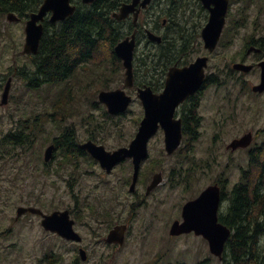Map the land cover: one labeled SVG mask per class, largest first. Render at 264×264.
<instances>
[{
    "label": "rangeland",
    "instance_id": "374dc122",
    "mask_svg": "<svg viewBox=\"0 0 264 264\" xmlns=\"http://www.w3.org/2000/svg\"><path fill=\"white\" fill-rule=\"evenodd\" d=\"M247 1L232 0L230 4L227 25L231 35L224 43L219 44L210 69H216V74L221 76L222 82L212 86L205 97L207 112H212L215 106V121L212 116L205 118L207 120H204L202 130L206 135L198 140L197 146L201 149L199 148V154L195 153L199 156L203 152L202 149L208 147L213 129L220 132L214 146L222 166L228 161L231 163L228 191L240 181L241 168L249 167V148L264 143V93L254 95L251 91V86L259 83V69L256 67L249 73L230 69L233 62L239 60L238 53L246 39L248 41L254 37L255 40L264 37V0H254L250 8H246ZM242 14L246 17L240 18ZM204 18L202 11L187 7L182 23H194ZM243 19H246V24L237 28V20ZM25 23L23 20L10 22L6 15L2 19L0 79L2 78L3 84L0 101L8 77L14 73L16 67L29 61V58L22 54L26 37ZM145 45V42H142L140 49ZM263 59L264 52H252L247 62L254 63ZM108 73L104 65L87 62L80 66L69 80L60 85H44L35 91L30 90L26 82L15 74L10 102L4 106L0 105V137L10 130L21 131L23 121L28 130L35 132L37 137L34 146L26 152L23 147L0 149V229L10 226L15 228V236L10 238L8 243L11 245L13 242H20L19 252L22 257L19 264H44L40 260L46 257L50 250L62 256V260L58 259L59 264H74L77 245L45 231L41 218L37 215L26 214L16 223L14 218L20 205L37 206L47 213L55 209L73 208L76 214H80L81 218L78 217L76 226L84 237L83 244L88 249L89 259L86 262L79 260L78 264H109L111 260L112 264H155L156 260L175 264H196L205 260L206 264H221L220 259L210 252L209 244L203 237L195 234L173 237L169 234L173 220L178 217L180 219L182 199H185L180 187L179 190L171 187L170 180L167 182L168 192L162 195L158 193L147 202V206L140 209L136 227L131 232L126 246L117 251L116 256L111 259L112 249L104 241L106 229L100 225V220L92 215L95 210L109 208L114 210V216L118 220L126 218L133 198L129 195L124 180L111 176L107 184L101 183L98 168L84 164L78 171V174L83 175L78 177L71 191L68 182L71 179L70 168L67 165L62 167L59 158L45 163V148L66 127L78 130L80 139L86 137L88 130L102 127L101 137L108 147L127 144L135 135L139 125L137 120L143 115V107L139 101H134L123 115L113 117L103 114L106 111L104 105L103 109H99V106L93 104V101L99 102L100 90L115 89L124 83V70L109 80ZM243 81H246L247 85H241ZM66 97V106L63 110L57 109L54 106L56 102ZM215 101H221V104L216 105ZM62 117L63 121H60ZM222 130L226 132L223 133ZM250 130L255 134L252 145L247 150L228 154L226 146L234 138L241 137ZM161 145L163 138L158 136L153 143L154 152ZM220 150L224 156L220 155ZM179 159V155L168 158L169 171L179 163ZM127 168L129 169L126 165L122 169L126 171ZM93 170L97 172L94 173ZM88 171L92 172L87 174ZM207 180H203L201 184ZM112 185L116 187L115 198L109 191ZM192 193L193 191L188 192L186 196ZM161 197L164 198L163 201L159 200ZM161 205L166 207L160 210ZM152 210H155L154 214H150ZM160 224L161 227H158ZM8 249H11V246ZM15 257L14 253L8 254L9 259Z\"/></svg>",
    "mask_w": 264,
    "mask_h": 264
},
{
    "label": "flooded vegetation",
    "instance_id": "af4514ba",
    "mask_svg": "<svg viewBox=\"0 0 264 264\" xmlns=\"http://www.w3.org/2000/svg\"><path fill=\"white\" fill-rule=\"evenodd\" d=\"M192 4L194 7L200 8L199 2H195V0H181L180 6L187 5L188 7ZM156 6L168 7V0H153L146 8H142L139 14V22L140 20H143V16L145 15L146 10H152V8ZM202 12L204 14H208V10L206 8H203ZM133 17H134V12H132L127 18L123 20L133 22ZM148 20L150 23L149 24L146 23L143 26V32L145 34L141 33L139 28V23L137 25L133 23L134 25L133 31L135 30V28L137 29L138 46L139 45L141 46L142 42H145L146 46L156 47L155 46L156 44L160 47V49L156 50L153 48V50L146 51L144 52L145 54H147L145 56L144 55L140 56L139 55L140 52H137L133 60L134 84L130 87H124V83H123L121 87H118V88H124L126 93L132 97V104L134 101L137 100L141 103V106L143 107V115L141 116V118L137 120V122H139L138 128L140 126L141 120L143 119L146 113L142 100L139 97L140 90H144L148 87L152 90L154 94H162L166 91L168 87L170 71L172 70V68L188 66L194 61H196L198 57L201 56H206L209 58L208 68L206 69V79L202 84L203 86L199 88L195 93L188 95V97L183 101H178L177 104L175 105L171 119L173 122V126L176 127L179 122V124H181V130H182V139L178 148L173 153L168 152L166 146V129L162 126L161 123H159V128L157 129L155 134L150 137L148 141L146 156H144L140 160V166L137 173V180L133 188L132 185L134 183L135 173H136L134 156H127L122 161H119L115 165H113L111 170L108 171L107 168H105L102 165L100 159L96 158L89 150L83 148L82 145L84 143L91 141L96 145L104 146L107 151L113 152L122 147H129L131 142L135 139L137 135L138 128L135 135L130 139V141L127 144H120L117 147H108L105 144V141L101 137V134L103 133V130H101L102 127L100 129L96 128V129L88 130L87 135L84 139L79 138L80 136L78 130L74 129L73 127H66L64 130H61L59 132V135L56 136L52 140V142L48 144L47 147L45 148L46 151V149L50 145H54L52 159L59 158L61 159L60 165L62 167L67 165V167L70 168L71 171L69 174L71 176V179L68 182L70 184L69 186L71 191L74 188V184H76V182L78 181V177L80 175L81 176L83 175V173L78 174V171L82 169V166L84 164L87 166L98 168L99 170L98 174L100 176L101 183L107 184L108 179L111 176H116L119 179L120 178L123 179L124 184L127 185L129 195L133 198V201L129 205L131 209L127 213L126 218L124 220H118V218L114 216V210L111 211V209L109 208L101 209L98 211L95 210L93 211V215H92V217L99 219L100 225L104 226V228L106 229L107 235L104 237V241L107 244V246L112 249V252L110 253L111 259H113L116 256L117 251L123 249L126 246V243L128 242L131 232H133V230L136 227L135 223L138 219V216L141 213L140 209L147 206V202L151 198L155 197L158 193L162 195L163 193L168 192L167 191L168 180H170L171 187L175 188V190H179L180 187L182 194L185 197V199H182L183 203L180 211V219L178 217L174 220L178 219L180 221H183L184 205L188 201L198 198L202 194V192L206 190L209 186L219 187L220 190V204L218 208L219 222L224 225H227V223L222 221V216L225 215L226 217H230V211H231L230 210L231 195H232L233 187L230 189V191H228V187L230 185V180H231V170H230L231 163L230 161H228L222 166L221 160L218 158L216 154V147L214 146V143L216 142V138L220 135V132H216V129L215 130L213 129L212 140H210V143H208L207 145L208 147L202 149L203 152L201 155L199 156L195 155V153L199 154L198 153L199 148L201 149V147L198 148L197 146V143L199 142L198 140L206 135L204 130H202L204 126V120L205 121L207 120L205 118L212 116V119L215 121L216 114L215 116L213 115L215 106L212 112H207L206 111L207 101H205V97L211 91L212 86L217 84L215 83L214 80L215 79L221 80V76L218 77V75L216 74V69L210 71V69H212L211 64H212L213 55L217 49L213 52H209L208 49L205 48L204 41L201 36V31L199 35L197 33H192L189 31H187L184 34H179L180 32L174 31L175 25L172 24L171 22L172 19L168 17L166 14H163V17H161L160 19L161 21L158 23H154L151 16L148 17ZM191 24L192 23H186L185 24L186 28H189ZM177 30L180 29L178 28ZM148 31L155 32L156 34L161 36L162 41L159 43L155 41L154 42L151 41L150 38H147L149 37L147 36ZM139 33L141 35V39L139 38ZM252 52L255 53L264 52V37H259V39L257 40H255L254 37L252 41L250 40L247 41L246 39L241 47V50L238 53V57H240L238 58L239 59L238 61L249 63L247 62V60L249 54ZM186 57L188 58V60L186 59ZM260 61L261 60H256L254 63L251 64L254 65V68L258 67L261 76V68L259 66ZM245 82L246 81H243L241 85L243 86L247 85V83ZM251 91H252V86H251ZM252 92L254 95L256 94L261 95L264 93V92L256 93L254 91ZM166 102L168 104H171L174 103L175 101H166ZM93 104L95 106H99L98 107L99 109L100 108L103 109V105H104L103 103L98 101H93ZM215 104L220 105L221 101H215ZM54 106L57 109L63 110V108L66 106V101H64V103H61L58 106L56 104ZM209 108L210 107H208V109ZM166 113L169 114L168 109L166 110ZM103 114H109L112 115L111 117H113V116L123 115L124 113L111 114L108 112L106 108V111ZM60 121H63V117L60 119ZM222 132L225 133L226 131L222 130ZM253 135L255 137L254 132ZM158 136H161L163 138V145H161L154 152L153 143L155 141V138H157ZM64 139L67 140V143L64 142L65 141ZM248 148H238L236 150H232L228 148V145L226 146V150L228 154L230 152H236L239 150H245V149L247 150ZM174 155H179L180 161L175 165V167H173L169 171L168 158ZM220 155L224 156L222 150H220ZM126 165L129 167V169L127 168V170L124 171V169L122 168ZM219 169H221V171H219ZM89 172L92 171H88L87 174H89ZM93 172L96 173L97 171L93 170ZM157 179H159V183L153 188L149 189V186L152 184V182ZM206 179L208 180L203 184H201V182ZM109 191L114 194L113 197L115 198V192H116L115 185L110 186ZM191 191H193V193L190 196H186V194ZM159 200L163 201L164 198L161 197ZM163 205H161L160 210L166 207V206L163 207ZM20 206H18V208ZM18 208H17V216L14 218V221L16 223H19V220L23 216L28 214L26 213L19 216ZM55 210H61V209H55ZM63 210H69L70 216L74 220V228L82 236V240L77 241V240L67 239L56 232L48 231L45 228L44 230L59 236L65 241H69L70 243L77 244L76 257L73 259L74 264L75 263L78 264L79 260L86 262L89 259V252L87 247H85L83 244L84 237L76 226L78 222V217L79 219L81 218L80 214H76V210H74L73 208H65ZM160 210L158 211L159 214H160ZM154 211L155 210L150 211V214H154ZM37 216L41 218V222H42V216L41 215H37ZM117 225H127L125 232V239L122 244L116 242L110 243L106 240V237L108 236L109 232ZM158 227H161V224ZM167 229H168V223H167ZM14 230L15 228L12 226L4 229H0V264H17V263L19 264V261L21 260L22 255L19 252L20 242L16 241L11 243V245H9L8 243V240L13 236H15ZM189 234H194V232H191ZM10 246L11 249H8ZM82 248L86 250V254H87L86 260H82L80 257V250ZM13 253L15 254L16 257L13 259H9L8 254L12 255ZM46 257H48L49 259L60 258V260H62V256L60 254H54L52 250H50V252L46 255ZM41 259H43V261L40 260L42 263L50 264L48 263V260L45 257ZM109 264H112V260L110 261ZM155 264H171V263H162L156 260Z\"/></svg>",
    "mask_w": 264,
    "mask_h": 264
},
{
    "label": "water",
    "instance_id": "95a60500",
    "mask_svg": "<svg viewBox=\"0 0 264 264\" xmlns=\"http://www.w3.org/2000/svg\"><path fill=\"white\" fill-rule=\"evenodd\" d=\"M95 0H83L84 3H91ZM152 0H132L123 3L120 9L113 14L118 20L127 18L134 12V24L138 22L141 8H146ZM203 5L210 10L209 21L203 28L202 37L205 47L209 51H214L222 34L226 23V14L229 7V0H201ZM76 6L71 0H45L37 11L30 14L25 26L26 39L22 53L36 55L39 50L40 41L44 34V21L50 17L51 22L65 20L73 15ZM9 21L19 20V16L14 12L7 15ZM135 30L130 36L120 41L116 47V54L123 60L125 67V86L134 84L133 58L136 47ZM151 40L161 42L162 38L158 34L148 31ZM261 67V81L253 86L256 92L264 91V60L259 63ZM208 57L201 56L195 62L184 67H174L170 71L168 87L162 94H154L150 88L139 91L146 113L141 121L135 139L129 147H122L113 152L107 151L104 146L96 145L89 141L84 143L83 148L89 150L96 158L100 159L102 165L111 170L113 165L122 161L127 156L135 158V179L132 188L137 180V173L140 160L147 154L148 141L155 134L159 123L166 129V146L169 153H173L180 145L182 139L181 124L173 126L172 115L178 101H183L188 95L195 93L204 83ZM236 70L249 72L253 65L237 62L233 65ZM13 77L11 76L2 93L1 104L9 102ZM101 102L105 103L110 113L116 114L126 111L132 101V97L127 95L123 88L115 90H103L99 94ZM166 101H175L168 104ZM169 110V114L166 110ZM253 140L252 132H248L240 138H235L229 144L233 150L239 147H248ZM54 145H50L45 152V160L49 161L53 155ZM159 183V179L154 180L149 186L153 188ZM220 204L219 187L209 186L202 194L193 200L188 201L183 208V221L175 220L170 228L171 235H181L195 231L197 235H203L209 242L212 254L222 258L226 243L232 235V229L219 222L218 208ZM26 212L41 214L43 216L42 225L51 231H55L61 236L81 241L82 236L74 229V220L70 216L69 210H56L50 214H45L42 209L33 206H20L18 215ZM127 225L115 226L106 237L110 243H123L125 239ZM83 260L87 259L86 250H80Z\"/></svg>",
    "mask_w": 264,
    "mask_h": 264
},
{
    "label": "trees",
    "instance_id": "16d2710c",
    "mask_svg": "<svg viewBox=\"0 0 264 264\" xmlns=\"http://www.w3.org/2000/svg\"><path fill=\"white\" fill-rule=\"evenodd\" d=\"M43 1L0 0V32L2 19L9 12H15L22 20H26ZM72 1L77 5L75 13L57 23L46 20L39 52L37 55H28L29 61L18 66L17 75L26 82L30 90H36L43 85L61 84L74 76L78 68L87 62L104 65L109 71L107 80L114 79L122 72V62L114 48L133 31L134 25L132 21H117L113 18V13L130 0H96L91 4H84L82 0ZM180 3L181 0H168V7L156 6L152 10H146L143 20L139 22L141 33L145 34L143 26L150 23L148 17L151 16L153 22L158 23L163 14H166L175 25L174 31L180 32L179 34L189 31L199 35L204 19L186 28L182 18L187 5L180 6ZM227 31L226 40L231 35L230 29ZM139 38L141 39L140 33ZM141 46L136 50L140 52V56L147 55L144 52L153 48L160 49L156 44V47L145 45L143 49H140ZM186 59L188 60L187 57ZM214 81L218 84L222 82L219 79ZM2 84L1 78L0 90ZM67 99L68 97L61 101ZM36 138V133L29 131L23 121L21 131L10 130L0 137V149L23 147L26 152L34 146ZM64 142L67 143V140ZM249 157V167L242 169L240 181L232 191L230 217L222 216V221L234 232L227 242L221 264H264V143L252 148ZM47 260L50 264L60 263L58 258L47 257ZM196 264H206V261Z\"/></svg>",
    "mask_w": 264,
    "mask_h": 264
}]
</instances>
